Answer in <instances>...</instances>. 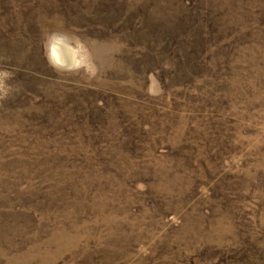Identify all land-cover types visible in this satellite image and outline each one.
<instances>
[{"label":"rangeland","instance_id":"rangeland-1","mask_svg":"<svg viewBox=\"0 0 264 264\" xmlns=\"http://www.w3.org/2000/svg\"><path fill=\"white\" fill-rule=\"evenodd\" d=\"M0 264H264V0H0Z\"/></svg>","mask_w":264,"mask_h":264},{"label":"trees","instance_id":"trees-1","mask_svg":"<svg viewBox=\"0 0 264 264\" xmlns=\"http://www.w3.org/2000/svg\"><path fill=\"white\" fill-rule=\"evenodd\" d=\"M174 14H177V12H175ZM145 15L148 16V13L146 12ZM161 17H162V19L161 20L160 19L157 20L156 23H155V25L149 24V16H148L147 20L144 21L145 23L148 24V26H151L150 33L154 30L153 32L155 34H157L159 32V28H158V25L159 24H168L169 27H171V30L174 27L175 30H182L183 31V30H185V29H187L189 27V25L191 24V20H192L190 18H173V17L170 18L169 15H167V16H161ZM167 36H168V34H167ZM181 36H183V35H179L178 37L172 38V39L169 40L172 43L171 44L173 46L172 49H176L177 47L180 46L179 39L181 38ZM193 44L196 45V46H199L200 41H194Z\"/></svg>","mask_w":264,"mask_h":264}]
</instances>
